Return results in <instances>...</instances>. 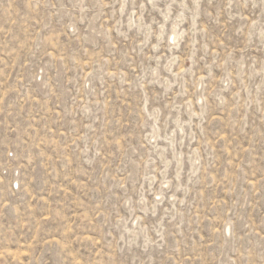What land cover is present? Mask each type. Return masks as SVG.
I'll list each match as a JSON object with an SVG mask.
<instances>
[{
    "label": "rangeland",
    "instance_id": "1",
    "mask_svg": "<svg viewBox=\"0 0 264 264\" xmlns=\"http://www.w3.org/2000/svg\"><path fill=\"white\" fill-rule=\"evenodd\" d=\"M0 264H264V0H0Z\"/></svg>",
    "mask_w": 264,
    "mask_h": 264
}]
</instances>
